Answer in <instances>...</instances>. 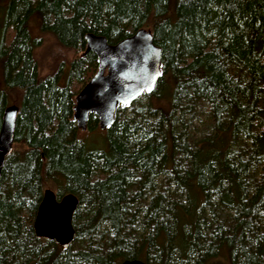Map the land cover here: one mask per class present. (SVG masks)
<instances>
[{
  "label": "trees",
  "instance_id": "trees-1",
  "mask_svg": "<svg viewBox=\"0 0 264 264\" xmlns=\"http://www.w3.org/2000/svg\"><path fill=\"white\" fill-rule=\"evenodd\" d=\"M1 1L0 127L14 100L20 112L0 174V264H264V0ZM33 17L61 51L44 76ZM141 27L162 76L116 109L105 148H88L73 120L97 66L85 35L115 43ZM47 187L79 199L67 248L34 232Z\"/></svg>",
  "mask_w": 264,
  "mask_h": 264
},
{
  "label": "water",
  "instance_id": "water-1",
  "mask_svg": "<svg viewBox=\"0 0 264 264\" xmlns=\"http://www.w3.org/2000/svg\"><path fill=\"white\" fill-rule=\"evenodd\" d=\"M85 52L93 51L97 66L92 77L74 98L73 120L79 130L87 129L89 116L98 119L99 129L108 130L118 107H127L139 96L150 93L162 76V48L155 44L152 30L141 27L110 43L100 34L85 35ZM20 108L12 103L3 109L0 127V174L14 143ZM79 203L74 193L57 198L50 188L43 191L33 221L36 237L54 241L63 248L75 240L72 216ZM119 264H146L142 259H124Z\"/></svg>",
  "mask_w": 264,
  "mask_h": 264
},
{
  "label": "rangeland",
  "instance_id": "rangeland-1",
  "mask_svg": "<svg viewBox=\"0 0 264 264\" xmlns=\"http://www.w3.org/2000/svg\"><path fill=\"white\" fill-rule=\"evenodd\" d=\"M0 3L1 6L4 5L3 4L4 2L1 1ZM30 22H31L30 23L31 38L40 40L39 43L35 46V48H33V53L37 60L39 75L44 76L51 73V71H53V69L55 68L54 65L56 64V60L59 58L61 51L55 45L54 38L50 34L45 33L40 29L39 21L36 17H33ZM64 55L68 56L67 54ZM68 71H69V64L65 63L59 75V79H58L59 86H64L66 84ZM160 103L163 104L164 103L163 100H161ZM203 127H205V125H203ZM78 136L80 140L83 141L88 148L103 149L106 147L105 131L99 128H95L93 130H84V131L79 130ZM50 189L56 192L55 188H50ZM210 264H229V263L225 258V256L220 254L219 256L215 257Z\"/></svg>",
  "mask_w": 264,
  "mask_h": 264
}]
</instances>
